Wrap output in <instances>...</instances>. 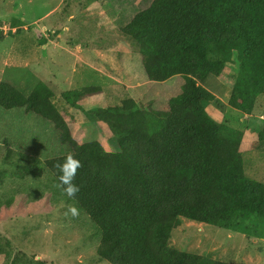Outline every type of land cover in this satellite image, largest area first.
<instances>
[{"label": "trees", "instance_id": "obj_1", "mask_svg": "<svg viewBox=\"0 0 264 264\" xmlns=\"http://www.w3.org/2000/svg\"><path fill=\"white\" fill-rule=\"evenodd\" d=\"M120 32L137 42L148 81L184 77L168 111L141 110L127 96L86 111L116 141L107 152L72 137L44 82L27 96L1 84V108L51 122L70 146L81 165L73 181L79 191L69 197L58 180L68 154L39 160L8 149L5 164L18 166L20 178H46L52 198L85 213L100 234L96 256L109 264H229L176 251L168 240L180 218L264 239V184L244 175L242 134L211 117L205 105H225L204 88L231 67V108L250 114L264 95V0H154ZM102 92L86 87L61 96L75 106Z\"/></svg>", "mask_w": 264, "mask_h": 264}, {"label": "rangeland", "instance_id": "obj_2", "mask_svg": "<svg viewBox=\"0 0 264 264\" xmlns=\"http://www.w3.org/2000/svg\"><path fill=\"white\" fill-rule=\"evenodd\" d=\"M153 1L0 0V85L13 86L25 96L39 81L56 95L100 87L102 93L66 108L79 110L71 135L79 144L98 142L107 152L117 150L107 125L82 115L117 104L115 96L131 98L141 110L166 112L169 100L181 93L185 82L181 75L148 81L137 42L120 32ZM14 18L22 27L12 25ZM42 38L52 45L46 52ZM51 62L59 67L41 65L53 66ZM234 71L228 67L224 75L209 78L204 86L225 108H205L215 121L242 134L239 151L244 175L264 184V95L255 99L250 114L231 108L228 99L233 80L229 75ZM73 101L69 97L66 104ZM8 149L39 160L70 153V146L59 141V131L51 122L24 108L0 107V264H109L96 256L100 234L90 218L77 210L73 215L72 207L56 194L52 198L54 192L46 178L16 176L19 167L5 164ZM168 245L229 264H264V239L185 218L171 231Z\"/></svg>", "mask_w": 264, "mask_h": 264}, {"label": "crops", "instance_id": "obj_3", "mask_svg": "<svg viewBox=\"0 0 264 264\" xmlns=\"http://www.w3.org/2000/svg\"><path fill=\"white\" fill-rule=\"evenodd\" d=\"M46 16V15H45ZM44 16V17H45ZM11 20V23H12V25L13 26H15V28H20V27H22V23L18 20V19H16V18H14V19H10ZM25 32V31H24ZM16 33H17V31H16ZM44 37H46V35H43ZM48 36H50V35H48ZM13 38H15V37H13ZM43 39V41H44V43H45V45H44V48L43 49H45V52H46V50H48L49 49V46H52L51 45V42H49V41H47L46 39H44V38H42ZM51 39V38H50ZM53 43H54V39H52L51 40ZM54 47L55 48H57L58 46H56V45H54ZM55 50V49H54ZM64 52H66L65 50H64ZM50 60V59H49ZM51 61V60H50ZM52 63V65L53 66H51V64H49V63H42L41 65L43 66V67H52V68H54V67H59V65H57V64H55L54 65V63L53 62H51ZM86 65V64H85ZM55 69H57V68H55ZM71 91H74V90H71ZM52 92V91H51ZM66 92H70V91H66V90H64V91H62L60 94H53L54 95V102L57 104L56 106L60 109V108H62L63 110H61L62 112H60V114L62 115V116H64L63 118H64V120H65V122H66V124L68 125V127H69V129H70V131H74L75 129H76V126H77V124L78 123H75L74 122V120L76 119V113L75 112H77V111H79V110H75V112L73 111V109H70V110H68V109H66V108H68V106H70V107H72V108H74L75 106H77V102H76V105L73 107V103H71L70 105L69 104H66V101L68 100V98L69 97H71V96H67L66 97V99H63L62 98V94L63 93H66ZM53 93V92H52ZM95 96V95H94ZM92 97V96H91ZM72 98V97H71ZM80 104V103H79ZM85 114V113H84ZM82 117H83V119H85V117H86V115H82ZM83 119H80V122L83 120ZM87 120V119H86ZM79 122V123H80ZM101 124V123H100ZM102 125V124H101ZM72 137H73V135H72Z\"/></svg>", "mask_w": 264, "mask_h": 264}, {"label": "clouds", "instance_id": "obj_4", "mask_svg": "<svg viewBox=\"0 0 264 264\" xmlns=\"http://www.w3.org/2000/svg\"><path fill=\"white\" fill-rule=\"evenodd\" d=\"M80 167L81 165L79 160L73 157L71 153H69L65 157L63 163L59 165L61 174L59 175L58 180L65 193L69 197H74L75 194L79 191V187L73 181L76 177L77 169ZM69 211L73 215L76 214L75 208H70Z\"/></svg>", "mask_w": 264, "mask_h": 264}, {"label": "built area", "instance_id": "obj_5", "mask_svg": "<svg viewBox=\"0 0 264 264\" xmlns=\"http://www.w3.org/2000/svg\"><path fill=\"white\" fill-rule=\"evenodd\" d=\"M0 30H1V28H0Z\"/></svg>", "mask_w": 264, "mask_h": 264}]
</instances>
